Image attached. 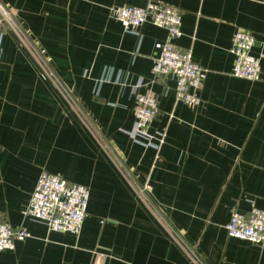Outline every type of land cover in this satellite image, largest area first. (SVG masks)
Masks as SVG:
<instances>
[{"label":"crops","instance_id":"1","mask_svg":"<svg viewBox=\"0 0 264 264\" xmlns=\"http://www.w3.org/2000/svg\"><path fill=\"white\" fill-rule=\"evenodd\" d=\"M2 1L28 42H0V216L30 236L0 264H264V245L225 229L232 210L264 209V0H154L180 12L176 43L204 69L195 108L151 71L166 29L110 16L147 0ZM237 29L259 80L231 74ZM135 90L158 100L148 146L129 134ZM43 171L88 188L78 235L21 214Z\"/></svg>","mask_w":264,"mask_h":264},{"label":"built area","instance_id":"2","mask_svg":"<svg viewBox=\"0 0 264 264\" xmlns=\"http://www.w3.org/2000/svg\"><path fill=\"white\" fill-rule=\"evenodd\" d=\"M109 13L113 19L121 22L124 30L128 32L137 33L138 28L145 22L166 29L165 39L155 43L158 55L153 57L151 71L155 77L170 76L174 79L177 101L190 108L199 106L204 69L194 60L191 49H183L176 43L182 34L180 12L172 6L147 0L144 6H111ZM6 30L16 34L23 42H28L13 10L0 0V42ZM254 43L255 38L248 30L237 29L234 32L230 48L233 55V76L249 80L260 79V56L251 53ZM30 48L43 70L52 75L41 55L33 46ZM134 87L137 89L139 84ZM157 113V98L135 90L134 125L129 132L130 136L141 141L144 146L151 145L149 128ZM88 198L89 190L86 186L43 171L28 201L22 207L21 214L43 222L49 231L78 235L86 214ZM225 229L228 236L264 245V209L253 205L247 212L232 210ZM29 236L30 233L25 227H13L0 216V253L14 249L16 241L25 240Z\"/></svg>","mask_w":264,"mask_h":264}]
</instances>
